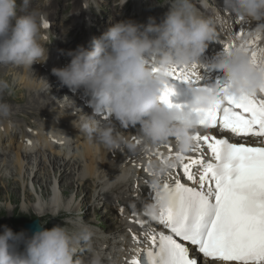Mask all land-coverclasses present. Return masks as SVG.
Instances as JSON below:
<instances>
[{
	"label": "clouds",
	"instance_id": "9594fccd",
	"mask_svg": "<svg viewBox=\"0 0 264 264\" xmlns=\"http://www.w3.org/2000/svg\"><path fill=\"white\" fill-rule=\"evenodd\" d=\"M29 4L30 0H0V65L32 69L33 64L48 59L46 45L50 43L44 34L45 23L49 25L47 14L29 10ZM225 4L234 15L253 20L255 28L241 43L224 50L213 67L227 76L233 94L255 95L264 88V64L253 62L247 40L264 38V0H225ZM217 19L200 14L191 0H174L159 23L155 17H149L147 24L116 21L87 46L68 51L70 63L54 67L52 74L71 90L85 89L94 109L93 114L83 113L78 125L73 120L74 127L109 148H118L127 143L124 135L111 124H101L96 119V114L110 112L123 128L140 126V142L146 152L170 140L178 151L190 150L201 115L220 102L223 93L189 84L193 99L188 111L162 103L160 97L170 84L171 69L203 67L200 57L216 36ZM6 87V83H0V91ZM11 115L12 106L0 102V123L9 121ZM177 163L173 158L149 166L153 173L151 182L157 189ZM121 179L123 174H118L108 181V186ZM168 203L169 193L161 190L156 201L146 203L143 211L155 217ZM70 207V202L66 204L60 194L53 193L50 204L53 216ZM90 234L91 229L84 224L75 231L55 225L32 234L3 225L0 264H81L75 256Z\"/></svg>",
	"mask_w": 264,
	"mask_h": 264
},
{
	"label": "snow or ice",
	"instance_id": "6c2138e0",
	"mask_svg": "<svg viewBox=\"0 0 264 264\" xmlns=\"http://www.w3.org/2000/svg\"><path fill=\"white\" fill-rule=\"evenodd\" d=\"M48 27L45 23V28ZM243 34L241 28L238 35ZM256 40L259 36L247 41L248 49L255 64H264V49L251 48ZM232 47L229 44L224 50ZM196 69L197 65L175 67L168 73L169 79L194 85L202 79ZM217 92L223 93V97L201 115L200 126H219L220 131L245 138V142L231 143L196 132L192 151L199 155L176 151L173 157L170 144L166 146L168 157L157 153L161 163L174 158L182 168V173L176 176L170 171L159 189L151 181H145L150 189L145 193L147 201H156L158 191L169 193L167 207L151 217L167 231L150 228L146 221L136 219L138 213L133 210V222L142 230V236L132 234L133 242L147 247L135 249L138 255L128 264H204V260L216 264H264V99L258 98L257 93L235 95L229 82ZM259 92L264 93V88ZM175 94V87L168 84L161 102L184 107L173 103ZM100 114L112 117L110 112ZM249 137L258 138V144L249 145L246 142ZM202 145H206L210 158L204 155ZM180 175L191 185L181 182ZM136 199L138 204L144 203Z\"/></svg>",
	"mask_w": 264,
	"mask_h": 264
},
{
	"label": "bare ground",
	"instance_id": "6f19581e",
	"mask_svg": "<svg viewBox=\"0 0 264 264\" xmlns=\"http://www.w3.org/2000/svg\"><path fill=\"white\" fill-rule=\"evenodd\" d=\"M63 1L64 2L68 1L70 3L71 7H79L82 5L81 4L82 0H72V1L71 0H66V1L63 0ZM224 9H227V8H224ZM29 10H32V9L29 8ZM227 10H228V12H231L230 16H233L232 11L230 9H227ZM49 12H50L51 16L54 15L53 12H51V11H49ZM78 13H80V12L78 11ZM92 15H96L95 12H93ZM142 16H143V14L139 15L140 18H142ZM87 17L88 16H86L85 18H87ZM83 18H84V16H83ZM68 19L69 18L67 16L64 19H62V21H63L62 26H64L63 23L65 21H67ZM91 21H93V20H91ZM110 21H113V19H111ZM78 24L72 25L70 28H66L64 26V28H65L64 32L66 34L70 35L73 39H77L80 36L85 37L84 28H79ZM253 27L254 26L249 25L247 28L252 29ZM49 28H50V30H54L50 34V37H55V35L59 36V35L63 34V32H61L59 30V28L57 26H55V23L51 24ZM240 29L241 28L236 25V27H235V30L237 33L236 35H237V37L241 38V42H242L244 40V38L247 37V33H249L250 30H248V31L243 30L244 34H243V36H240V35H238V32ZM92 31H93V29H92ZM93 34H95V33L93 32ZM65 40H67L66 36L62 40L60 38H58V39L56 38L55 47L59 50L67 49L66 45H65ZM252 40H255V38L249 39L247 41H252ZM238 42L239 41L234 43V41H233L234 46L238 45L239 44ZM247 46H249V45H247ZM259 47H260L259 42H255V44L251 45V48H255L257 50H259ZM61 57L62 58L64 57L63 53H62ZM57 62H58V65H60V66L63 65L62 63H59V62H63V59L61 61H57ZM5 66L8 67V71H9L10 66L9 65H5ZM0 68H1V66H0ZM10 72H11V74L7 75V77H10L12 75L13 80L16 81L19 79L22 84L27 86V88H28L27 93H28V96L30 98V101H31V97H33V99L30 102L31 106H29L28 109H26L25 107L20 108V109H16V110L12 111V115L9 118V121H4L3 123H0V134H1L2 130L4 131L5 128H7V130H9V126H11V127L13 126V122L11 121L12 120L11 118L20 117V116H23L26 118H31L35 115H38L39 113H41V115H42L43 114L42 111H48V114H46L47 116L48 115L53 116L54 115V114H52L54 112V111H52L53 109L49 110L48 108H45L46 105L48 103H50L53 107V104L51 102L53 100L55 101L56 98L59 99L61 97V95H64L67 93H68V100L76 99V101L79 102V105L82 103V105H81L82 111L87 108L91 114L94 113V109L92 107H90V104L86 100L83 101V99H82L83 95H81L80 99H79L78 96L76 94H74V90H71L66 86H63L56 76L55 77L53 76L50 79L46 78L48 83H49L48 84L46 79H42L43 78V76H41L42 72L39 70H27V68L25 67L24 69H16V70L12 69V70H10ZM0 74H1V69H0ZM2 75L3 74H1L0 76L2 77ZM34 78H37V81L34 82ZM8 84H9V81H8ZM29 86H30V88H29ZM58 86L60 87V92L57 95ZM34 87L37 89L38 93H35L32 91V89H34ZM42 87H44V88L41 89ZM38 94L42 95L41 97L44 98V100L42 102H41ZM20 99L24 100V97L22 95H16V96L10 97V100H14V101H19ZM79 111L80 110H77L76 112H74V108H71V109L69 108L68 114L75 115ZM100 123L101 124H109V121L104 120ZM22 124H23V122H21L19 125L21 126ZM1 128H3V129H1ZM114 128L116 129L117 132L122 133L124 135V137L126 138V141H127L126 144H123L118 148H109L106 145L95 140L94 138H88V137L87 138L89 139V141H86L87 144H85L84 146L82 145L83 149L81 150L79 148L80 146L74 147L72 153H70V151L67 148H64V146L66 144L71 143L66 139L64 140V137H58V140H56L55 142L52 141L51 139H47V140H50L51 145L58 147L56 152L54 154H50V155H46V154L38 155L37 152L39 150L43 149V146L40 145L38 147L37 140L35 138H31V137H28L25 141V137L22 136L23 137L22 138V145H20V148L18 147L20 153L18 152L17 154H14V153L6 154L5 152H7V151L2 152L4 144H0V146H2L0 149V180L2 181V185H1L2 187L1 186L0 187L4 188L3 186H5L6 188H9V186H10L12 188V190L15 191L16 188L19 189L20 186H21V188L24 186V183L26 182V178H25L26 176H27V180H30L29 181V184H30L31 178L34 177V174L37 175V173L40 169L41 170H48L50 173V177L53 174L52 171L54 169L55 182H54L53 188L55 189V193H59L58 192L59 189L57 188L58 180H61V178H63V180H66V182H67L65 185L60 187L61 188L60 189L61 190V196L65 202H67V200H68V198H65V195H68L67 194L68 190H69L68 188L72 187L74 185V182L78 183L77 187H80V188L81 187H87L88 188L89 191L86 194H84L82 198H79V196H81L83 193H85L86 189L83 188L80 191V193L77 195L78 198L76 197L75 202L79 201V203H75V202H74L75 204L71 203V207L69 208V210H67V211L62 210L55 217L51 214L49 207L47 208V210H40L37 213L35 212L34 208L30 209L28 207V211L36 213V215L38 217L37 219L39 220L40 224L46 228H48L46 225L47 224L46 220H48L49 217L57 218V220L60 221L59 220L60 217L67 215L69 213H73L77 209V206L80 204H86V203H90V202H92V204H94L97 202L98 203L102 202L103 204L109 205L110 199H108L107 196L110 195V193L112 191H116V190H120L119 191L120 193L116 199V202H118L117 206L119 207L120 210L124 209V211L131 210L132 209L131 207L136 206L138 203L136 198L144 195L143 196L144 197V203H143L142 209H141L143 213H141L138 217H136V219L141 220L140 218H142L144 221L147 222L148 225H149V221L152 222L153 224L158 223L157 221L153 220L151 217L147 216L145 214V212L143 211L144 205L148 202H151V201H147L145 199V193L150 190V189H147V186L145 184V181H147V178L136 177L137 174H136L134 166H135L136 162L140 161L141 157H137L133 161H131V157L133 155H135V153H137L138 150L144 148V145L142 142L140 144L135 143V140L141 141V137H140V134H136L135 132H133V130H136L137 132H139L140 126L138 125L136 128H135V126L123 128L120 125V123L118 121H116ZM66 131H67V133H72V132L76 133L77 132V133H81V135H86L85 133L81 132L79 129L74 127V125L67 128ZM77 136H80V135H77ZM40 138H43V137H40ZM27 143L29 144L28 146H26ZM132 145H135V147L133 148ZM163 146H164V144H160V145L155 146V147L159 148V147H163ZM157 152H159V150ZM78 154L83 158L80 160V157H79L78 158L79 162H76V160H77L76 155H78ZM80 162H82L81 166L79 165ZM121 170H123V179H121L120 181H118L115 184H112L111 188L106 190L103 194L97 193V191H96L97 187L100 185L98 180L104 179L105 182L107 183V186H108V181L110 179L116 177L121 172ZM17 172H19V174H16V176L21 177V180L19 183H16L15 180L13 181L12 178L7 176V174H9V173H17ZM42 172L46 173L45 171H42ZM73 172H76V173H74V175L75 174L78 175L81 178V180L78 179L79 181H73V179L77 180V177L70 176V174ZM144 172L146 175L151 177V175L149 174L150 170H149L148 166L138 167L139 175L143 174ZM5 173H7V174H5ZM59 173H60V176L57 177V175ZM131 173H133V174H131ZM23 175H24V177H23ZM40 175H41V173H39L37 175L39 181L35 182L32 180L33 185L31 184L32 188L35 187V192H36L35 194H37V200L31 201L32 200V198L30 196L31 192L28 191L29 189L25 191L26 195L28 194L27 200H28V202L32 203V205L33 204L34 205L35 204L36 205H43L42 203L44 200H43L42 196L49 195V188L50 187H49V185L40 182L41 180H43V178L40 177ZM50 177L47 176V181L49 179H51ZM65 177H66V179H65ZM69 180H71L72 182L69 183ZM92 180H94V186L96 187L94 189H92L91 187H88L90 185L87 186V183L92 182ZM131 186L135 190L132 189ZM10 196H12L11 193H9L7 195H2L0 197L4 198V200H6L7 202H10V201L14 200ZM74 196L75 195H73L72 197H74ZM90 197H91V200H89ZM48 200H50V199H48ZM95 206H97V205H95ZM109 212H110V210H107L105 213L107 214ZM131 217H132V215H131ZM132 219H133V217H132ZM127 221L129 222L130 220L127 218L126 222ZM120 222H122V221H120ZM64 224L68 225L67 223H64ZM155 225H157V224H155ZM72 227H73V225H70V228H72ZM126 228H127V226L122 227L120 229L119 234H118V235H123L125 237V239H126V234H125ZM113 248L115 249L116 246H113ZM121 250L122 249H120L118 252L121 253L122 252Z\"/></svg>",
	"mask_w": 264,
	"mask_h": 264
},
{
	"label": "rangeland",
	"instance_id": "374dc122",
	"mask_svg": "<svg viewBox=\"0 0 264 264\" xmlns=\"http://www.w3.org/2000/svg\"><path fill=\"white\" fill-rule=\"evenodd\" d=\"M123 1L124 0H82V3H81L82 7L81 6L71 7V5L68 1L64 2L63 0H51V1L50 0H30L29 8L30 9L35 8V9H38V10L45 12L47 14V19H48L49 23L50 24L55 23V26L60 28L62 31H64V29H65L64 26L66 28H70L72 25H75L77 23V21H79V28H87V30L84 29L85 37L80 36L77 39H75V41H69V46H75L77 48L78 46L81 45L83 40L87 41V39L89 38L91 41L93 39V36H92V32L94 31L93 26H95V29H98L102 26L106 27L107 25H110V23H114L115 20H117V21L133 20L132 18L135 17V14L141 15L142 13H144V17L142 19H139V20H136L137 17H135L134 21H136L137 23H140V24H147L148 21L146 19H149V17H155L157 22L159 23L161 21V19L164 17V15L168 12L170 5L173 3V2H171L173 0H128L126 8H123V6H122ZM191 3L194 5V7H196V9L201 14H206V11L208 9L215 11V13H213L209 17L218 18L216 26H215L216 27V37H219V38L220 37H225V38L227 37L224 28L226 26L230 25L231 22L228 20L226 21L224 19L225 16L223 14L217 13L218 11L221 10V5L219 4V2H217L216 0H191ZM202 3L205 4L204 7H202L200 5ZM148 6H150V7L153 6V10L150 12H147L146 8ZM49 11L53 12L54 15L51 16ZM78 11L80 13H78ZM93 12H95L96 15H92ZM66 16L69 19L67 21H65L63 23L64 26H62V22H63L62 19H64ZM83 16H84V18H83ZM86 16H88V17L85 18ZM111 19H113V21H110ZM91 20H93V21H91ZM49 27L46 29V31L51 32ZM88 29H90V30L88 31ZM92 29H93V31H92ZM103 30L104 29H102L101 32ZM64 36H69V35L64 33L63 35L59 36V38L62 40L64 38ZM50 38L53 39L52 37H50ZM90 41H87V42H90ZM67 52L68 51H66V53ZM70 60H69V62H67V64L70 63ZM0 66H1V68H0L1 74H3L2 77L0 76V83H6L7 84V87L4 88L2 91H0V102H5V103L10 104L12 106V111H14L16 109L24 108V107L26 109H28V107L31 106L30 102L32 101L33 97H31V101H30V98H29L28 93H27L28 92L27 86L22 84L19 79L16 81L13 80L12 75L10 77H7V75H10L12 72V71L10 72V70H12V69L16 70L15 68H12L15 66L11 65L12 67H9V71H8L7 66H5V65H0ZM26 68H27V70H39V71H41L42 72L41 76H43V78L44 77L46 78V75H49L46 73V71L44 69H42V67L40 66L39 63L33 64L32 69L30 67H26ZM8 81H9V84H8ZM35 81H37V78H34V82ZM44 87H42L41 89H43ZM29 88H30V86H29ZM32 91L35 93H38L37 89L35 87H34V89H32ZM57 94H59V93L57 92ZM16 95H22L24 97V100H21V99L19 101L10 100V97L16 96ZM38 95H39L40 100L42 102L44 100V98L41 97L42 95H40V94H38ZM75 102L76 101L72 102V101L66 99V96L64 95L60 99L56 98L55 101L53 100L51 102L53 104L54 108L52 107V105L50 103H48L45 108H48L49 110L53 109V110H55V112H57L54 115L55 118H52L51 120H49L50 116L46 115V114H48V111H42L43 112L42 115H41V113H39L38 115H35L31 118H26L23 116L11 118L12 119L11 121L13 122V126L12 127L9 126V130H7V128H5L4 131L2 132V134H0V144L5 145V148L7 151L5 153L6 154H12V153L17 154L18 152L20 153L19 148H20V145H22V138L28 137V136H33L35 134V132H38L37 135H41V137H43V138H38L39 146L41 143V145L43 146V149L39 150L37 152V154L38 155L54 154L58 147L51 145L50 140H47L48 138H47V135L44 131L45 127L51 128L55 123H59V124H63V125H67L69 123L73 124L72 123L73 120L77 121V125H78L79 117L81 115H83V113H86V111H83L82 113H80L79 117L73 116L72 118L67 117V115H66L67 112H65V107L69 106V105L71 107V106H73V104ZM75 104H77V102ZM75 109H77V107H75ZM21 122H23V124L20 126L19 124ZM137 126L138 125H136L135 128ZM133 132H135L136 134H139V132H137L136 130H133ZM37 135H35V137H37ZM77 135H80V136H77ZM88 138L87 137L85 138L83 135H81V133L76 134V133L72 132L69 135V140L71 143L67 146L65 145L64 148L70 147L72 145V147H77V146L79 147L80 146L79 148L82 150L83 146L85 144H87L86 141H89ZM79 157H80V160L83 158L79 154L76 155V158H77L76 162H79V159H78ZM82 162H80V164H79L80 166H81ZM42 171H45L46 173H44ZM52 172H53V174L51 175V177H50V173L48 170H41L40 169L37 173V175L39 173H41L40 177L43 178V180H41L40 182L45 183V184L49 185V187H50L49 188V195L42 196V198L44 200L42 203L43 205H36V204L32 205V203L28 202V200H27L28 194L26 195V192H25L26 190L29 189L28 191L31 192L30 193V196L32 198L31 201L37 200V194H35L36 193L35 187L32 188V186H31V184L33 185V181H35V182L39 181L37 175L34 174V177L31 178L30 184H29L30 180H27V176H26L25 177L26 182L24 183V186L22 188L20 186L19 189L16 188L15 191H13L10 186H9V188H6L5 186H3L4 188H1L2 187L1 186L2 181L0 180V186H1L0 187V196L7 195V194L11 193L12 196H10V197H12L14 199L13 201L7 202L6 200H4V198L0 197V200H1L0 201V231L3 230V225L10 226L16 232H20L22 230L26 231V229L23 228L24 222H28V221H31V220L38 218L36 215L37 212H39L40 210H47L48 207L50 208L51 197L53 195L52 193L55 192V189L53 188V185L55 182L54 169ZM74 173H76V172H73L70 174V176L77 177V180L73 179V181L81 180V178L76 174L74 175ZM5 174H7V173H5ZM16 174H19V172L9 173V174H7V176L12 178L13 181L15 180L16 183H19L21 180V177L16 176ZM119 174H123V170H121V172ZM131 174H133V173H131ZM47 176H49L51 178L48 181H47ZM58 176H60V173L57 175V177ZM23 177H24V175H23ZM65 179H66V177H65ZM71 182L72 181L69 180V183H71ZM66 183H67L66 180H63V178H61V180H58V184H57V188L59 189V190L57 189L59 192L58 194L61 195V190H60L61 188L60 187L65 185ZM77 185H78V183L74 182V185L72 187L68 188L69 189L68 193H67L68 195H65V198H68L67 202H65L66 204L69 202H70V204L74 203L76 201L77 195L80 193V191L83 188L86 189L85 190L86 192L83 193L81 196H79V198H82L83 195L89 191L87 187H81L80 188V187H77ZM88 185H90V186H88ZM87 186L91 187L92 189L96 188L94 186V180H92V182L87 183ZM103 187L108 188L107 184H104L96 190L97 193H99L101 188H103ZM119 191L120 190H117V192H119ZM73 195H75V196L72 197ZM48 199H50V200H48ZM89 200H91V197L89 198ZM75 203H79V201H77ZM95 205H97V206H95ZM111 206H112L111 204L101 206V203H98V202L94 203V204H92V202L86 203V204H80L77 206V209L73 212L72 218L64 219V220L65 221L72 220V221H68V222H72L74 224L75 229L70 230V231H75V230H77V228L79 226V225L75 224V221L79 218L80 214L85 212L84 217H85V220L87 222V224H85V225H88L89 227H91L92 230H94V233H96L97 235H99L100 238H102V241H106L105 236L108 233H110L111 230L124 225L123 220L115 221L116 220L115 218H117L116 209H111ZM28 207L30 209L34 208L36 213L29 212ZM107 210H110V212L106 214L105 212ZM54 217H49L48 220H46V223H47L46 225L49 229L55 225H59V223H62L61 220L58 221L57 218H54ZM78 221H79V219H78ZM120 221H122V222H120ZM115 225H116V227H114ZM22 250H23V246H21V251ZM81 255H83V254H81ZM75 259L79 260L80 262L82 260V259H80V257H75Z\"/></svg>",
	"mask_w": 264,
	"mask_h": 264
},
{
	"label": "water",
	"instance_id": "95a60500",
	"mask_svg": "<svg viewBox=\"0 0 264 264\" xmlns=\"http://www.w3.org/2000/svg\"><path fill=\"white\" fill-rule=\"evenodd\" d=\"M24 228L26 230H28L29 234H32V233H34L37 230H42L43 227L41 226V224H40L38 219H34L32 221L25 222L24 223Z\"/></svg>",
	"mask_w": 264,
	"mask_h": 264
}]
</instances>
